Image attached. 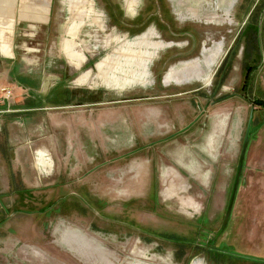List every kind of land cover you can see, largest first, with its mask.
<instances>
[{"label": "rangeland", "instance_id": "rangeland-1", "mask_svg": "<svg viewBox=\"0 0 264 264\" xmlns=\"http://www.w3.org/2000/svg\"><path fill=\"white\" fill-rule=\"evenodd\" d=\"M220 1L0 0V264H264V0Z\"/></svg>", "mask_w": 264, "mask_h": 264}, {"label": "bare ground", "instance_id": "bare-ground-1", "mask_svg": "<svg viewBox=\"0 0 264 264\" xmlns=\"http://www.w3.org/2000/svg\"><path fill=\"white\" fill-rule=\"evenodd\" d=\"M229 4L230 3V0H221L220 1V4ZM192 10L194 11V12H196L197 10H198V6H194V8H192ZM206 13V12H205ZM209 14H205V16L207 17ZM211 17H212V15H210ZM216 49V48H215ZM214 49V50H215ZM211 50L212 49H210V51L209 52H211ZM198 69V67H197V65H196V63L195 62H191V63H189V64H186V65H183V66H181V69H177V71H175L174 72V76H177V75H179V74H182L184 71H196ZM202 74V73H201ZM204 74V73H203ZM206 76V75H205ZM207 77V76H206ZM205 77V78H206ZM208 81H210V76H208L206 79H205V82H208ZM211 82V81H210ZM206 84V83H205ZM72 226H73V224H72ZM76 226H74V228H75ZM70 228V227H69ZM77 228V227H76ZM71 229V228H70ZM71 232L72 233H76V234H78L80 237H82V238H84V236H83V234L81 233V232H78V231H75V230H71ZM82 235V236H81ZM90 237V236H89ZM84 239H86V240H89V239H87L86 237L84 238ZM93 239V238H92ZM90 242H91V240H89ZM95 243V242H94ZM106 251V250H105ZM31 254H33V252H30ZM126 263V262H125Z\"/></svg>", "mask_w": 264, "mask_h": 264}, {"label": "water", "instance_id": "water-1", "mask_svg": "<svg viewBox=\"0 0 264 264\" xmlns=\"http://www.w3.org/2000/svg\"><path fill=\"white\" fill-rule=\"evenodd\" d=\"M247 140H248V137L246 136L245 137V140H244V143H243V148H242V154H243V152H244V150H245V147H246V143H247ZM240 157H241V155H240ZM241 161H242V159L240 160V163H239V165H238V170H237V173H236V177H235V181H234V184L237 186V183H238V178H239V176H240V171H241V167H242V163H241ZM234 185V186H235ZM235 189H236V187H234ZM234 189V190H235ZM233 190V191H234ZM234 195V194H233ZM232 195V196H233ZM229 211H230V209H228V211L226 212V215H225V218H227L228 217V215H229Z\"/></svg>", "mask_w": 264, "mask_h": 264}, {"label": "built area", "instance_id": "built-area-1", "mask_svg": "<svg viewBox=\"0 0 264 264\" xmlns=\"http://www.w3.org/2000/svg\"><path fill=\"white\" fill-rule=\"evenodd\" d=\"M10 94V91L7 89L6 90V95H9Z\"/></svg>", "mask_w": 264, "mask_h": 264}, {"label": "crops", "instance_id": "crops-1", "mask_svg": "<svg viewBox=\"0 0 264 264\" xmlns=\"http://www.w3.org/2000/svg\"><path fill=\"white\" fill-rule=\"evenodd\" d=\"M133 182H134V181H133ZM133 182H131V185H132ZM134 183H135V182H134Z\"/></svg>", "mask_w": 264, "mask_h": 264}, {"label": "flooded vegetation", "instance_id": "flooded-vegetation-1", "mask_svg": "<svg viewBox=\"0 0 264 264\" xmlns=\"http://www.w3.org/2000/svg\"><path fill=\"white\" fill-rule=\"evenodd\" d=\"M171 44H169V46H170ZM180 65V64H179Z\"/></svg>", "mask_w": 264, "mask_h": 264}]
</instances>
